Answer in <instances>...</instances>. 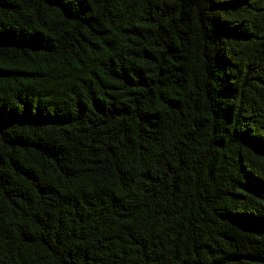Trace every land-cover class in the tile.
Segmentation results:
<instances>
[{"label": "trees", "instance_id": "obj_1", "mask_svg": "<svg viewBox=\"0 0 264 264\" xmlns=\"http://www.w3.org/2000/svg\"><path fill=\"white\" fill-rule=\"evenodd\" d=\"M0 264H264V0H0Z\"/></svg>", "mask_w": 264, "mask_h": 264}]
</instances>
